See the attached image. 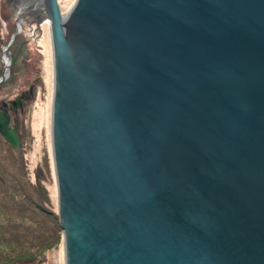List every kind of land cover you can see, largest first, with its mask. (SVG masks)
<instances>
[{
  "label": "water",
  "instance_id": "water-1",
  "mask_svg": "<svg viewBox=\"0 0 264 264\" xmlns=\"http://www.w3.org/2000/svg\"><path fill=\"white\" fill-rule=\"evenodd\" d=\"M43 1L64 264H264V0Z\"/></svg>",
  "mask_w": 264,
  "mask_h": 264
},
{
  "label": "rangeland",
  "instance_id": "rangeland-1",
  "mask_svg": "<svg viewBox=\"0 0 264 264\" xmlns=\"http://www.w3.org/2000/svg\"><path fill=\"white\" fill-rule=\"evenodd\" d=\"M58 2L62 13H65L74 0H58ZM16 10L6 0H0V73L4 66L8 65L4 58L10 61L9 76L0 85V102L6 101L10 104L11 101H19L22 93L29 94L32 84L35 88L34 96L26 102L23 112L20 113L23 119L22 155L13 153V157L20 158L25 165L24 173L12 170L20 179L24 190L16 192L13 187H9L8 191L13 192L15 197L19 196L17 193H20V196L23 193L34 194V188L30 183L34 184L39 179L48 196V200L43 205L57 216V190L50 138L52 64L49 31L46 22H41L40 26H37L30 20L29 15H25L20 21L22 31L19 32L15 43L8 47L4 57L2 49L16 28ZM22 39L24 43L20 45ZM37 80L40 81L36 82ZM1 153L5 155V151ZM10 184L8 182V185ZM3 230L6 231L5 228ZM24 234L23 246L19 247L15 254L9 255L13 258L10 264H64L62 234L58 242L49 248L35 246L37 236L34 233L32 236L31 231L29 234L25 232ZM0 245H3L2 241ZM26 248H29V252ZM0 251V264H3L6 258L3 246H0Z\"/></svg>",
  "mask_w": 264,
  "mask_h": 264
},
{
  "label": "trees",
  "instance_id": "trees-1",
  "mask_svg": "<svg viewBox=\"0 0 264 264\" xmlns=\"http://www.w3.org/2000/svg\"><path fill=\"white\" fill-rule=\"evenodd\" d=\"M1 151H5V155ZM15 152L22 153L12 148L0 134V241L3 243L0 246H3L6 255L3 264L13 262L9 255L15 254L16 250L23 246L24 232L29 234L31 231L32 236L34 233L37 236L34 245L42 248L55 245L62 234L58 216L43 205L48 196L39 179L34 184L30 183L34 188V194L23 193L20 196V193H17L18 198L13 192L8 191L9 187H13L16 192L23 189L20 179L12 170L24 173L25 165L20 158L13 157ZM8 182L11 184L8 185ZM35 225L36 227H33ZM26 249L29 252V248Z\"/></svg>",
  "mask_w": 264,
  "mask_h": 264
},
{
  "label": "flooded vegetation",
  "instance_id": "flooded-vegetation-1",
  "mask_svg": "<svg viewBox=\"0 0 264 264\" xmlns=\"http://www.w3.org/2000/svg\"><path fill=\"white\" fill-rule=\"evenodd\" d=\"M8 4L11 6L12 4V1H9ZM26 15H29L30 17V20L33 21L34 20V17L30 14H26ZM34 22V21H33ZM22 31V30H21ZM14 33V32H13ZM12 33V34H13ZM21 33V32H20ZM11 34V36H12ZM19 34V33H18ZM18 34L15 36L13 43H15V40L16 38L18 37ZM1 40V38H0ZM8 43V41H7ZM6 43V44H7ZM24 43V40L22 39V41L20 42V45H22ZM5 44V45H6ZM4 45V46H5ZM3 50V49H2ZM8 51V50H7ZM5 51V53L7 52ZM9 53V52H8ZM5 57V56H4ZM6 58V57H5ZM11 60V59H10ZM8 62L10 63L9 59H8ZM1 74V73H0ZM9 76V75H8ZM7 79V78H6ZM5 79V80H6ZM39 79V78H38ZM40 80H37L36 82H38ZM33 86V87H32ZM34 88H35V85L32 84L31 87H30V91H29V94H26V93H22L20 95V99L19 101H11L10 104H8L6 101H1L0 102V110L2 109H6L8 114H9V117H10V126L14 127L16 129V131L18 132V135H19V138H20V141H21V146H23V130H22V126H23V119L22 117L20 116V113L23 112V109H24V105L26 104L27 101L30 100V98H32L34 96ZM18 106V107H17ZM22 152V151H21Z\"/></svg>",
  "mask_w": 264,
  "mask_h": 264
},
{
  "label": "bare ground",
  "instance_id": "bare-ground-1",
  "mask_svg": "<svg viewBox=\"0 0 264 264\" xmlns=\"http://www.w3.org/2000/svg\"><path fill=\"white\" fill-rule=\"evenodd\" d=\"M31 3L32 11L34 10L35 13H43L45 12L44 7V1L43 0H23L20 5L16 7V9H21V6L28 5ZM27 9V8H25ZM27 13L24 12L21 16V19L26 15ZM46 22V21H45ZM6 60V63H8V59L4 58Z\"/></svg>",
  "mask_w": 264,
  "mask_h": 264
}]
</instances>
